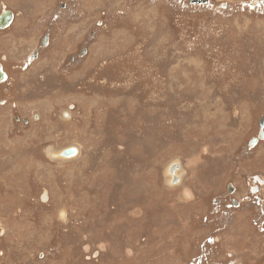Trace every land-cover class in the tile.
I'll list each match as a JSON object with an SVG mask.
<instances>
[{
	"label": "rangeland",
	"instance_id": "1",
	"mask_svg": "<svg viewBox=\"0 0 264 264\" xmlns=\"http://www.w3.org/2000/svg\"><path fill=\"white\" fill-rule=\"evenodd\" d=\"M4 11L0 264H264V0Z\"/></svg>",
	"mask_w": 264,
	"mask_h": 264
},
{
	"label": "flooded vegetation",
	"instance_id": "2",
	"mask_svg": "<svg viewBox=\"0 0 264 264\" xmlns=\"http://www.w3.org/2000/svg\"><path fill=\"white\" fill-rule=\"evenodd\" d=\"M263 126V127H262ZM264 118H261L260 120H259V129H258V132H257V134H256V136H253V137H251L250 139H249V146L251 147V148H253V147H255V146H257L258 144H259V142L260 141H263L264 140ZM255 139V141L253 142V140ZM259 176L260 175H258V174H255V175H253V178H252V184H251V193L253 194V195H258V194H260L261 193V186H263L264 184H262L261 183V180L259 179ZM254 192V193H253ZM221 200H219V202H220ZM235 203L236 204H238V201L237 200H232V205H235ZM262 203H263V201H262ZM240 205V204H239ZM255 206H257L258 208L260 207V208H263L262 206H261V202L259 203L258 201H256V204H255ZM229 211V210H228ZM230 212V211H229Z\"/></svg>",
	"mask_w": 264,
	"mask_h": 264
},
{
	"label": "water",
	"instance_id": "3",
	"mask_svg": "<svg viewBox=\"0 0 264 264\" xmlns=\"http://www.w3.org/2000/svg\"><path fill=\"white\" fill-rule=\"evenodd\" d=\"M193 1H196V2H199V3H202V2H206L207 0H193ZM12 17V12L9 11L8 15L4 16V17H1V22H0V26L4 27L6 26L10 19ZM6 76L5 72L3 71L2 69V66L0 64V80L4 79ZM255 141V139L253 140V142ZM67 153H72L73 152V149H70V150H66Z\"/></svg>",
	"mask_w": 264,
	"mask_h": 264
},
{
	"label": "bare ground",
	"instance_id": "4",
	"mask_svg": "<svg viewBox=\"0 0 264 264\" xmlns=\"http://www.w3.org/2000/svg\"><path fill=\"white\" fill-rule=\"evenodd\" d=\"M8 11H4L3 14L0 16V22H1V17H4L8 15ZM63 155H69L70 153H67L66 151L62 152ZM261 181L264 182V180L261 178Z\"/></svg>",
	"mask_w": 264,
	"mask_h": 264
}]
</instances>
